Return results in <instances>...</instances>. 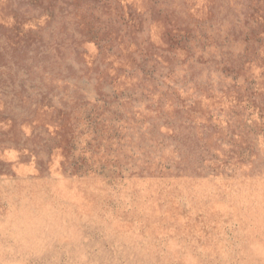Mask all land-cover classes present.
Instances as JSON below:
<instances>
[{
  "label": "rangeland",
  "instance_id": "1",
  "mask_svg": "<svg viewBox=\"0 0 264 264\" xmlns=\"http://www.w3.org/2000/svg\"><path fill=\"white\" fill-rule=\"evenodd\" d=\"M0 264H264V0H0Z\"/></svg>",
  "mask_w": 264,
  "mask_h": 264
}]
</instances>
